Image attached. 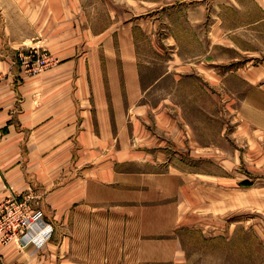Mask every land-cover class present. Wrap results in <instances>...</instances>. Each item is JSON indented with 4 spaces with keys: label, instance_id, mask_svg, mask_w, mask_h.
<instances>
[{
    "label": "crops",
    "instance_id": "crops-1",
    "mask_svg": "<svg viewBox=\"0 0 264 264\" xmlns=\"http://www.w3.org/2000/svg\"><path fill=\"white\" fill-rule=\"evenodd\" d=\"M97 1L17 0L13 15H5L0 34V203L12 194L33 193L55 234L39 247L0 244V264H226L218 224L211 234L204 231L197 253L191 252V240L184 236L193 206L190 174L174 175L169 147L174 127L160 128L163 139V132L145 120L150 111L142 103L151 101L149 90L164 79L171 82L165 98L169 103L174 78L181 74L167 65L165 74L149 83L148 66L135 47L77 46V38L108 44L114 34L133 37L122 27L95 32L89 25L92 9L111 3ZM250 1L255 8L250 28L264 40V0ZM35 37L46 38L37 50L56 61L28 75L10 56ZM246 80L248 87L262 89V117L252 124L264 135V61L249 70ZM254 97L250 94L246 103L255 102ZM249 108L257 114V108ZM179 135L183 144L184 133ZM175 182L181 184L178 198ZM236 195L229 191L231 201L223 208L222 193L215 190L212 203L201 205L218 216L241 207Z\"/></svg>",
    "mask_w": 264,
    "mask_h": 264
},
{
    "label": "rangeland",
    "instance_id": "rangeland-1",
    "mask_svg": "<svg viewBox=\"0 0 264 264\" xmlns=\"http://www.w3.org/2000/svg\"><path fill=\"white\" fill-rule=\"evenodd\" d=\"M15 1L8 0L12 6L6 7V0H0V34L5 15H13L16 10ZM110 2L106 7L92 9L95 17L89 25H93L95 32L122 27L133 37L120 39L114 34L108 44L107 40L97 38H77V46L135 47L140 61L148 66L149 83H153L155 76L164 75L167 65L181 74L180 79L174 78V93L170 92L173 97L169 103L165 99L166 91L172 85L164 79L149 90L151 101L142 104L150 111L149 118L145 119L147 125L159 134L163 132L160 138H165L161 127H174V139L169 145L173 149L174 175H180L181 171L190 174V200L194 207L190 206V227L184 230V236L191 240V252L197 253L198 240L203 239L204 231L211 234L214 231L211 227L218 224L226 264H264V135L252 124L254 119L260 122L262 117V89L260 85L248 87L246 80L249 70L264 61V40L257 38L250 28L253 4L250 0ZM123 19L127 22L123 23ZM45 41L46 38L37 37L24 40L25 48L19 47L10 56L14 65L22 69L20 54L32 55L31 49H39ZM251 49L257 52L251 54ZM38 52L47 53L50 61L43 69L28 75L38 74L56 61L48 52ZM252 93L255 102L247 104ZM249 105L257 108V114ZM178 132L184 133L183 144ZM173 185L178 198L177 186L181 184ZM215 190L222 193L223 208L224 203L231 201L229 191L237 192V205L241 207L218 216L215 212H206L201 203L211 204L210 197H214ZM11 196L18 202H26L31 213L41 212L42 221L30 231L28 245L22 247L17 241H0V244H15L23 249L29 245L43 246L53 239L54 224L45 209L35 202L34 194ZM8 198L0 203V211ZM7 211L5 208V214ZM214 249L217 254L219 248Z\"/></svg>",
    "mask_w": 264,
    "mask_h": 264
},
{
    "label": "built area",
    "instance_id": "built-area-1",
    "mask_svg": "<svg viewBox=\"0 0 264 264\" xmlns=\"http://www.w3.org/2000/svg\"><path fill=\"white\" fill-rule=\"evenodd\" d=\"M31 51L33 54L25 57L20 54L26 74L43 69L50 61L47 53H40L35 48ZM5 208L8 210L6 214ZM41 221V212L31 213L26 202H18L15 197L9 196L0 211V241L3 243L17 241L24 247L29 244L27 237L31 234L30 231Z\"/></svg>",
    "mask_w": 264,
    "mask_h": 264
}]
</instances>
